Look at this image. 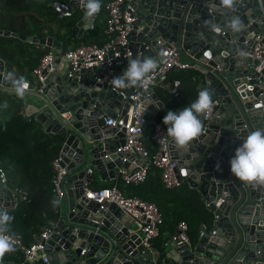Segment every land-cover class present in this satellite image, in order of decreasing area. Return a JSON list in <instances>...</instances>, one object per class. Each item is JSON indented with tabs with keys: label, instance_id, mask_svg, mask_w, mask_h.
<instances>
[{
	"label": "water",
	"instance_id": "water-1",
	"mask_svg": "<svg viewBox=\"0 0 264 264\" xmlns=\"http://www.w3.org/2000/svg\"><path fill=\"white\" fill-rule=\"evenodd\" d=\"M85 3L69 0L72 13L82 11L72 27L78 37L95 17L86 15ZM121 6L135 16L126 46L131 54L121 56V64L107 67L114 69L112 78L126 70L130 58L152 57L146 45L170 46L180 58L197 63L220 99L201 135L186 148L169 140L171 154L178 161L177 174L197 187L217 213L216 232L202 235L194 244H173L155 256L151 250L142 252L132 219L130 223L124 220L114 202L102 207L85 197L84 183L92 177L87 167L95 166L103 178L113 177L119 167L130 168L138 155L121 148L123 128L101 123L103 115L124 111L121 89L113 87L106 69L95 65L69 77L67 71L54 68L43 82L34 79L35 84L20 97L32 106L31 114L45 132L62 136L60 153L69 169L59 216L49 221L53 229L46 239L50 264H264V185L242 182L230 169V160L248 132L264 129V68L257 71V60L243 55L253 36L264 30L259 0H234L231 8L222 0H124ZM237 18L239 31L231 27ZM0 34L54 48L55 67L62 57L66 60L61 42L52 36L2 28ZM67 66L68 70V61ZM7 75L0 57V88L17 96ZM146 93L147 108L154 111L151 99L157 101V96L152 87ZM19 198L0 182L1 206H13Z\"/></svg>",
	"mask_w": 264,
	"mask_h": 264
},
{
	"label": "trees",
	"instance_id": "trees-1",
	"mask_svg": "<svg viewBox=\"0 0 264 264\" xmlns=\"http://www.w3.org/2000/svg\"><path fill=\"white\" fill-rule=\"evenodd\" d=\"M54 1L0 0V28L26 35L52 36L61 42L62 51L82 42L101 45L111 37L105 30L108 17L106 4L110 0H99L100 11L95 14L92 26L81 37L72 33L81 10L58 16L52 4ZM48 48L18 36L0 34V57L5 61L6 71L13 75L34 79L32 70ZM174 79L178 80L177 95L164 83L154 84L163 106L153 118L162 123L169 110L179 111L187 107L196 98L199 89L209 88L204 73L198 68H171L165 80L172 83ZM215 98L217 95L213 92ZM11 99L9 109L0 110V166L7 173V186L20 198L13 206H0V210L6 209L14 218L9 231L20 233L28 244L35 240L42 229L51 227L50 220L59 216V201L52 191L51 177L54 171L51 161L60 153L62 136L45 132L33 117L25 118L20 112L23 100L18 96ZM143 141L150 152L155 151L156 146L149 132L144 134ZM107 185L111 183L95 184L94 180L89 181V186L93 188ZM117 186L126 194L154 202L162 212L159 234L152 240V248L158 255L165 253L168 239L180 220L186 221L193 244L200 238L202 222L209 230L213 226V210L206 204L199 189L184 179L177 186H164L156 166L149 167L143 181H118ZM0 261L22 263L23 252L14 245V251L6 252ZM31 264L46 263L37 258Z\"/></svg>",
	"mask_w": 264,
	"mask_h": 264
},
{
	"label": "built area",
	"instance_id": "built-area-1",
	"mask_svg": "<svg viewBox=\"0 0 264 264\" xmlns=\"http://www.w3.org/2000/svg\"><path fill=\"white\" fill-rule=\"evenodd\" d=\"M123 1L110 0L106 4L108 17L105 30L111 34V37L106 42L101 45L82 42L75 47L60 51L69 64L67 76L71 77L82 68L96 65L105 68L106 75L112 78L114 69L107 67L121 64L123 61L120 57L131 54V50L126 46L131 41L130 33L135 16L130 11L122 8ZM259 2L261 10L264 13V3L262 0H259ZM52 4L58 16H67L72 13L69 7V0H56ZM146 47H149L153 51L152 58H155L158 62V67L155 73L152 74L151 83L146 87L121 89L119 94L121 96V108L124 111L122 112L120 109L115 115H103L101 123L117 126L119 130L123 128L125 141L121 148L138 155L136 160H133L135 163L131 168L119 167V181H123L124 183L141 182L145 179L149 167L153 165L159 168L164 186L173 187L179 185L183 177L177 174L178 161L171 154L169 148L170 138H164L167 135V126L149 116V109L145 102L149 94L146 93V90L154 84L164 83L169 86L170 91L174 95H177L178 80L174 79L172 83L165 80L169 70L171 68H198V65L195 62L180 58L174 52L173 47L163 46L161 49H156L151 45H146ZM141 53V51H138V55H141ZM243 55L250 57L252 61L257 60L256 63L253 62L257 71L264 68V32L253 36L251 44L244 51ZM55 58V49L49 46L32 70L37 83L43 82L46 76L54 70L56 65ZM213 100L215 101V108L220 103V99L215 98ZM124 102H127V106L123 105ZM208 121L209 118L206 119L203 130L207 126ZM146 132H149L150 138L156 146L154 152H150L143 141V136ZM51 165L54 171L51 177L52 191L60 203L63 197V183L69 169L63 163L61 153L52 159ZM86 171L92 174L93 168L87 167ZM89 181L84 183L85 197L99 203L102 207L106 203L114 202L132 219L134 230L137 231L140 242L143 245L142 252L147 250L153 251L152 240L159 234V225L162 221V212L158 206L154 202L142 199L137 195L124 193L115 183L93 188L88 187ZM0 182L7 185V173L2 166H0ZM213 213L212 228L209 230L207 225L202 222L199 230L200 237L202 235L211 236L216 232V219L218 215L215 211ZM52 230L51 227L42 229L35 236V240L28 244L23 241L20 233L9 231L7 234L14 237L16 241L14 245L19 247L23 252L24 261H29L31 264L35 259L40 258L46 264H50L46 239ZM183 241L188 245L192 244L188 234V225L185 220H180L173 234L168 239V243L173 245ZM60 264L67 263L60 262Z\"/></svg>",
	"mask_w": 264,
	"mask_h": 264
},
{
	"label": "clouds",
	"instance_id": "clouds-1",
	"mask_svg": "<svg viewBox=\"0 0 264 264\" xmlns=\"http://www.w3.org/2000/svg\"><path fill=\"white\" fill-rule=\"evenodd\" d=\"M222 4L231 8L234 0H222ZM86 15L92 16L100 11L99 0H86ZM231 27L239 31L241 24L239 19H234ZM219 31L218 28L214 29ZM158 62L152 57H137L129 59L125 71L119 76L111 79L115 89L129 87H146L151 83L152 74L155 73ZM11 82L12 88L17 96L23 98L28 88L27 81L23 78H15L12 73L6 77ZM215 101L210 88H201L194 100L179 111L169 110L163 118L167 126V135L178 148H186L191 141L201 135L203 121L210 118ZM203 118V119H202ZM231 173L240 181L254 185H264V129H255L244 137L242 143L237 147L235 155L230 160ZM14 218L6 209L0 210V257L6 252L14 251L15 239L9 232V225Z\"/></svg>",
	"mask_w": 264,
	"mask_h": 264
},
{
	"label": "crops",
	"instance_id": "crops-1",
	"mask_svg": "<svg viewBox=\"0 0 264 264\" xmlns=\"http://www.w3.org/2000/svg\"><path fill=\"white\" fill-rule=\"evenodd\" d=\"M81 14H82V11L80 13V16H81ZM262 32H264V30H262ZM67 68H68L67 61L62 57L57 62V66L55 67V70L58 69L60 72L64 73L67 71ZM7 74H9V73L7 72ZM14 77L18 79L21 76L19 74H16V75H14ZM24 79L27 81L28 87L31 84H35L33 78L30 79V78L25 77ZM206 82H207V80H206ZM152 90L155 93V95L157 96V101L154 99H151V102L154 103L156 109L154 111H152L150 109L148 110L150 117H154L155 113L163 106V100H162V98H160V96L158 95V93L154 89V85L152 86ZM14 96H15V94L10 93V92L0 88V110H2V109L8 110L9 109V101H11L12 100L11 98H14ZM148 97H149V95H148ZM32 111H33L32 106L29 103H27L26 101H24L23 105H21V107H20V112L22 113V115L25 118L33 117V114H31ZM33 118H35V117H33ZM134 163H135V161L134 162L131 161L130 168L132 166H134ZM91 167L93 168L91 179L94 180L95 184H104V183H111V184L115 183V184H117V182L119 181L118 174L114 175L113 177L108 176L107 178H103L101 173L99 172V170L95 166H91ZM88 185H89V182H88ZM88 187H90V186H88ZM59 209H60V205H59ZM122 216H123L124 220H127L128 223L131 222V219L129 218V216L127 214H125L124 212H123ZM170 246L171 245L168 243L167 248ZM154 254H155V256L158 255V253L156 251H154Z\"/></svg>",
	"mask_w": 264,
	"mask_h": 264
},
{
	"label": "rangeland",
	"instance_id": "rangeland-1",
	"mask_svg": "<svg viewBox=\"0 0 264 264\" xmlns=\"http://www.w3.org/2000/svg\"><path fill=\"white\" fill-rule=\"evenodd\" d=\"M59 205H60V203H59Z\"/></svg>",
	"mask_w": 264,
	"mask_h": 264
}]
</instances>
